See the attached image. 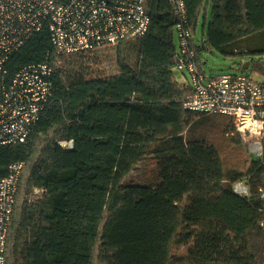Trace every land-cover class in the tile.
I'll list each match as a JSON object with an SVG mask.
<instances>
[{
	"label": "trees",
	"instance_id": "trees-1",
	"mask_svg": "<svg viewBox=\"0 0 264 264\" xmlns=\"http://www.w3.org/2000/svg\"><path fill=\"white\" fill-rule=\"evenodd\" d=\"M185 3L194 35L202 23V39L191 40L201 70L205 53L248 55L262 69L264 0ZM146 10L147 34L116 49L118 75L87 77L84 55L95 50L59 59L47 28L6 64L11 77L45 60L54 68L53 98L27 140L0 146V178L24 163L8 264H264V156L248 153L232 121L226 136L246 160L226 172L218 148L194 133L212 116L184 107L192 87L175 75L176 17L167 0H147ZM68 140L70 151L58 144ZM238 182L249 196L234 192Z\"/></svg>",
	"mask_w": 264,
	"mask_h": 264
},
{
	"label": "built area",
	"instance_id": "built-area-1",
	"mask_svg": "<svg viewBox=\"0 0 264 264\" xmlns=\"http://www.w3.org/2000/svg\"><path fill=\"white\" fill-rule=\"evenodd\" d=\"M147 0H0V146L24 143L53 98L54 68L48 60L24 65L12 77L6 64L37 33L47 28L59 59L86 53L122 41L144 37L150 17ZM176 17L174 27L179 45L176 71L192 87L184 103L188 111L232 118L243 141L252 142L251 153L263 158L264 83L253 75L224 73L209 76L201 70L189 25L185 0H167ZM60 147L74 148V141ZM24 163L14 162L0 178V264H8L6 244L14 210L19 177ZM240 197L249 196V185L233 186ZM264 204V184L258 188Z\"/></svg>",
	"mask_w": 264,
	"mask_h": 264
},
{
	"label": "rangeland",
	"instance_id": "rangeland-1",
	"mask_svg": "<svg viewBox=\"0 0 264 264\" xmlns=\"http://www.w3.org/2000/svg\"><path fill=\"white\" fill-rule=\"evenodd\" d=\"M176 45L178 47L179 40L175 36ZM202 39V23L199 25L194 40L196 43ZM119 44L114 46H106L97 49L89 54L84 55V65H87L89 69L88 78H99V77H110L119 74V66L116 60V49ZM251 57L248 55L235 57V58H224L218 53H205L203 55V70L209 76H218L224 73L229 74H251L254 79L258 82L264 83V56L257 57L256 60H260L262 63V69H255L253 64L248 70L241 71L239 65L241 62H251ZM176 78L179 82H182L184 77L190 78L189 74H182L179 71H175ZM211 117V116H209ZM210 120L198 124V127L194 129V133L208 137V139L218 148L221 156L224 159L226 172L239 173L244 169V162L246 160L245 152L246 149L239 147L233 143L229 136H226L228 125L232 122V118L228 116H212ZM197 126V125H196ZM247 143L246 141H244ZM248 153H251L250 146L252 142H248ZM147 167V162L140 164L136 170L129 176V180H138L144 176V172ZM103 198L106 197V193L102 194ZM73 203L85 206L86 200L80 197L73 198Z\"/></svg>",
	"mask_w": 264,
	"mask_h": 264
},
{
	"label": "water",
	"instance_id": "water-1",
	"mask_svg": "<svg viewBox=\"0 0 264 264\" xmlns=\"http://www.w3.org/2000/svg\"><path fill=\"white\" fill-rule=\"evenodd\" d=\"M249 66H248V63L245 64V66L243 67V70H248Z\"/></svg>",
	"mask_w": 264,
	"mask_h": 264
},
{
	"label": "crops",
	"instance_id": "crops-1",
	"mask_svg": "<svg viewBox=\"0 0 264 264\" xmlns=\"http://www.w3.org/2000/svg\"><path fill=\"white\" fill-rule=\"evenodd\" d=\"M180 83H182V84H189V82L187 81V79H185V82H184V80L182 81V82H180Z\"/></svg>",
	"mask_w": 264,
	"mask_h": 264
}]
</instances>
